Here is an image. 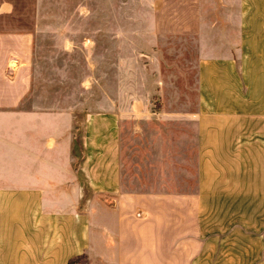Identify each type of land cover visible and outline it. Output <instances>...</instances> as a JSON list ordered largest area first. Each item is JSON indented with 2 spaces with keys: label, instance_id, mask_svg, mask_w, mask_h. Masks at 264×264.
<instances>
[{
  "label": "crops",
  "instance_id": "1",
  "mask_svg": "<svg viewBox=\"0 0 264 264\" xmlns=\"http://www.w3.org/2000/svg\"><path fill=\"white\" fill-rule=\"evenodd\" d=\"M141 1L195 43L194 190L124 189L119 113L30 95L49 1L0 0V264H264V0Z\"/></svg>",
  "mask_w": 264,
  "mask_h": 264
},
{
  "label": "rangeland",
  "instance_id": "2",
  "mask_svg": "<svg viewBox=\"0 0 264 264\" xmlns=\"http://www.w3.org/2000/svg\"><path fill=\"white\" fill-rule=\"evenodd\" d=\"M48 1L50 40L37 43L30 95L49 96L52 109L117 111L124 189L194 190L195 128L185 115L196 107L195 43L187 35H141V0H96L101 19L114 7L97 41L90 0ZM122 1L128 26L116 8Z\"/></svg>",
  "mask_w": 264,
  "mask_h": 264
},
{
  "label": "built area",
  "instance_id": "3",
  "mask_svg": "<svg viewBox=\"0 0 264 264\" xmlns=\"http://www.w3.org/2000/svg\"><path fill=\"white\" fill-rule=\"evenodd\" d=\"M73 264H80L79 262H74Z\"/></svg>",
  "mask_w": 264,
  "mask_h": 264
}]
</instances>
